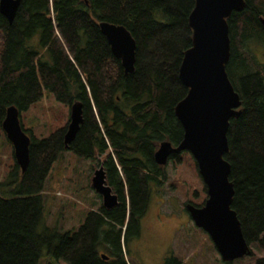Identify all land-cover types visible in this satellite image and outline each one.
Returning a JSON list of instances; mask_svg holds the SVG:
<instances>
[{"label":"trees","instance_id":"trees-1","mask_svg":"<svg viewBox=\"0 0 264 264\" xmlns=\"http://www.w3.org/2000/svg\"><path fill=\"white\" fill-rule=\"evenodd\" d=\"M244 1V9L227 19L226 72L240 95L241 114L229 121L224 158L234 189L231 208L252 256V246L264 249V0ZM194 5L195 0H20L11 24L0 14V125L9 106L22 113L44 92L69 109L80 102L83 117L67 146L68 124L45 139L20 124L30 138L29 164L22 173L14 161L0 181V264H38L42 249L68 264H129L122 240L140 235L151 184L167 178L154 153L160 143L177 146L183 137L174 108L187 94L178 75L192 45L188 18ZM102 21L123 26L135 40L133 74L125 76L112 56L98 27ZM64 150L101 158L119 203L89 211L77 230L39 233L43 185ZM164 264L181 263L170 257ZM254 264H264V256Z\"/></svg>","mask_w":264,"mask_h":264},{"label":"water","instance_id":"water-1","mask_svg":"<svg viewBox=\"0 0 264 264\" xmlns=\"http://www.w3.org/2000/svg\"><path fill=\"white\" fill-rule=\"evenodd\" d=\"M19 3L20 0H0V14L9 24ZM244 7V0H195L188 18L192 45L184 53L178 75L187 94L174 108L183 137L177 146L167 141L160 143L154 153V161L161 167L167 165L171 156L185 151L193 157L207 199L202 207L189 204L186 210L194 225L207 233L224 263L251 255L240 221L231 208L234 189L229 181L230 164L224 158L228 152L229 121L241 114L240 95L226 72L230 57L227 19ZM260 21L264 30V18ZM98 27L112 56L120 61L124 75L133 74L136 43L129 31L105 21L99 22ZM82 122V104L77 102L70 106L64 135L66 146L75 138ZM0 127L12 147L15 163L24 173L29 164L30 138L21 128L20 112L15 106L6 109ZM91 187L100 196L103 208L110 210L118 205L117 195L107 185L103 166L94 171Z\"/></svg>","mask_w":264,"mask_h":264},{"label":"rangeland","instance_id":"rangeland-1","mask_svg":"<svg viewBox=\"0 0 264 264\" xmlns=\"http://www.w3.org/2000/svg\"><path fill=\"white\" fill-rule=\"evenodd\" d=\"M69 113L68 106L44 92L42 99L20 113V122L27 133L45 139L68 124ZM180 158L178 163L169 161L164 166L167 178L163 184H151L140 235L126 243L122 240L129 264H164L170 257L181 264H225L207 233L194 225L186 211L189 204L202 207L207 194L191 154L182 152ZM100 161L101 158L85 159L68 150L59 154L41 192L43 211L37 227L39 233L55 230L63 234L77 230L89 211L101 207V199L91 187ZM13 162L12 147L0 129V181ZM251 248L252 256L231 264H254L256 258L264 256V249ZM38 264L68 263L54 259L42 249Z\"/></svg>","mask_w":264,"mask_h":264},{"label":"flooded vegetation","instance_id":"flooded-vegetation-1","mask_svg":"<svg viewBox=\"0 0 264 264\" xmlns=\"http://www.w3.org/2000/svg\"><path fill=\"white\" fill-rule=\"evenodd\" d=\"M205 190H206V188H205ZM204 205V204H203Z\"/></svg>","mask_w":264,"mask_h":264}]
</instances>
